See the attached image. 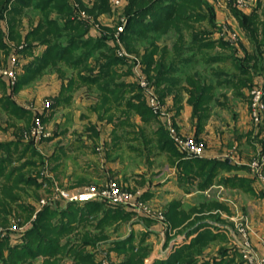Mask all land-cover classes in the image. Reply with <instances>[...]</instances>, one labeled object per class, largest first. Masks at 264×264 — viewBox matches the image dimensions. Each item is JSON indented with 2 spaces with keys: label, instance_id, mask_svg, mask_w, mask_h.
<instances>
[{
  "label": "rangeland",
  "instance_id": "1",
  "mask_svg": "<svg viewBox=\"0 0 264 264\" xmlns=\"http://www.w3.org/2000/svg\"><path fill=\"white\" fill-rule=\"evenodd\" d=\"M206 1L214 7V10H218L220 22L216 23V15L214 14V27H211V23L207 17L201 23H192L195 30L206 31L209 37H211L210 39L216 42H227L231 38L233 45L238 49L237 53L241 51L240 54H242L243 49L248 52L255 51L256 49L251 45L245 30L230 10L229 3L232 2L234 6L245 13H256L260 22L264 24V0ZM82 12L86 15L85 11H80V13ZM202 12L209 15L205 5ZM122 19H124L122 9H114L111 5L109 11L100 14L97 20H95L91 32L92 34H101V30H106L102 28H108L110 31H103L104 34L108 35V32L113 30L116 35L120 27L118 24H122ZM36 20L37 15L34 12H29L23 18V24L27 25ZM183 34H185L187 39L190 38L189 31L185 30ZM262 38V35L258 36V39ZM175 40V34L171 31L161 37L159 45H166L169 48V52L174 54L173 44ZM9 44L13 45L12 42ZM137 44H139L137 45V49L141 53L143 46H141L140 42ZM114 51L116 54H119L118 48ZM216 51L223 52L227 56L230 55V49L222 48L218 44L214 49L205 47L203 52L196 53V57L199 60L194 67L191 69L193 64L187 65V67L190 65L187 74L195 78L196 76L193 72L197 70L201 75L206 76L211 84H214L213 95L209 102L210 114L213 116V121L217 125L218 132L225 137L226 141L228 142L229 138H232L228 142L231 145H227L226 150L228 151L224 158L233 160L238 164H241V161L245 162L248 174L252 180H255L256 194L247 187V189H244L242 185L221 189L219 185L214 184L210 185L206 191L199 192L198 184L201 182L200 176H195L186 169H182L183 166H179L178 171L174 175L170 174L172 161L175 159L177 163L180 157L184 159L188 155L186 156L183 153L184 156L182 157L176 154V157L173 156L172 150H160L158 139L152 135V131L158 128L157 124L152 123L150 127L145 126L134 111L130 110L128 114L121 111L124 99L115 103H108L106 106L111 109L105 113L104 107H101L100 103L97 104V90L94 87L89 88L85 84H78L74 88L64 91L65 95L69 94L72 96L71 101H63L61 104L57 103V97H53L51 94H56L59 84H66L70 77L74 75V72L67 71L65 76L63 75L62 77L54 69L48 68L44 69L41 75L34 77L28 84L22 85L19 90L11 92V96L21 102L23 107L32 110V112H41L49 107L50 104H55L53 109L50 110L51 114L46 117L44 122H41L43 127L42 137L34 139L31 136L37 116L33 115L30 123L25 119H16L10 111L0 104V139H3V142H11L13 140L14 142H19L16 145L10 146L9 156L12 162L6 168L5 173L16 168L17 170H14L13 178H24L25 181L33 178L41 183L39 188L35 184H28L29 186L26 187L23 183H19V188L23 187L24 190H20L19 188L13 190L19 196V199L16 200V203L19 204H13L10 207V212L5 214L7 221L5 224H0V237L3 236L1 233L4 235L13 234V232L17 233L25 228L29 222L26 220L28 213H30V210H28L30 207L28 206L34 207L31 217L33 219L43 206H64L68 203L69 200L67 201L61 197V192L75 194L89 186L101 190L105 189L109 183H114L117 190L132 198L133 204H116L109 202V200L103 201L108 204L122 206L125 210L133 209L135 213L130 216V219L112 222L107 225L104 224L102 228H99L97 226L99 214H96V217L86 220L83 225L74 228L70 233L64 234L60 239L62 243L67 242L68 238L72 242H75V233L82 232L85 229L89 230L93 235V240L97 242L93 246H86L85 251L90 252L94 256L97 264H112L115 260L119 261L123 259L125 255L124 253L109 249V242L125 239L129 236L130 232H133L135 234L133 241L136 245L141 239L143 232V234H146L144 235L143 244L149 248L148 255L144 259V264H151L156 259L167 258L177 247L188 243L193 236H185L184 230L188 227L186 222L199 219L198 222L209 221L217 226H222L221 229L211 226V230L215 233L220 232V235L215 240L208 242V244H204L201 249L202 252L198 255L200 261L205 258L212 259L218 257L221 253L225 252L222 256L226 259H231L232 264H264V185L259 182L258 176L254 173L252 167L249 166L255 161L261 162L264 174V161H262L264 154L261 153L262 142L264 144V121L254 124L251 120L252 123L248 134L245 131H242L243 133H239V130L235 131L233 124L237 121V119L235 120V109H237L238 105L235 104L234 99H238L239 97H236L234 91L228 88L229 86L226 85V81L223 78L226 77L227 73L230 76L231 73L236 72L229 58L223 61L204 62L205 58L211 55L214 56ZM125 52L130 54V57L136 56L135 53L128 50H125ZM15 56L13 52L8 55L5 54V51L0 50V70L6 71L11 69L15 72V80H11L8 75L3 73H0V76H7L11 84L15 83L17 75L22 71L18 63L29 61L25 57H20V61H18ZM13 57L16 59L15 66L11 64ZM139 58L138 56L137 60L133 58L131 63L122 64L119 69V73L121 72L122 74L115 79V82L124 81L126 84L136 82L135 75L133 76L131 71L140 62ZM219 72L224 73L219 74ZM258 73L262 75H258ZM259 77H264V71L254 73L253 79L255 82L256 80L258 81ZM180 78L182 79L180 84H176L172 88H174V92L182 94L183 90L180 89L183 87L182 84L186 83L187 86L188 84L184 81L185 75L181 74ZM220 82L222 83L221 85ZM147 83L159 99L163 110L168 112L175 121V110L167 101L172 95L168 97L170 93L161 86L165 95L163 98H160L157 89L152 87L149 81ZM7 87L10 88L8 85ZM188 87L190 88V86ZM246 88L249 106L252 87ZM48 89L53 90L48 91V93L52 92L48 94L50 96H47L46 91ZM7 91L10 92V90ZM128 92L125 94L127 97L131 95ZM6 94V88L0 86V96ZM101 114H105V117L96 122L97 125L106 127V130L109 129L106 131L102 128L107 134L105 136L100 134L99 137V134L94 133L93 137L88 138L85 127L93 123V116ZM109 116L112 119H109ZM156 116L159 117L158 115ZM119 120H122V122L118 123ZM164 127L167 129L168 125L166 124ZM173 127L178 135L190 137L201 145L202 151L204 150L205 143L199 137L181 133L176 121L173 122ZM10 129L13 130L10 133L11 137L6 132ZM167 132L170 134L169 129ZM238 135L239 137L236 138ZM174 143L178 147L175 140ZM29 144L32 146L31 150ZM62 146L64 147V152L58 150ZM34 150L42 158L33 154ZM7 155L8 153L5 151L0 154L1 158H5ZM175 177L186 181V183L196 180H200V182L197 184L188 183L191 190L190 195L188 194L189 192H185V194L182 192L180 195L181 191L176 193L172 189L178 186ZM4 180L3 177H0V183ZM157 186L160 187V191L156 189ZM148 187L159 191L158 197H143L142 190ZM165 194L168 196V201L164 198ZM170 204H173L175 210L178 212L190 213L189 219L183 225L170 228L165 216V211L170 207ZM201 205H204L202 206L205 207L204 210L199 209ZM142 215L149 218L150 222H146ZM147 223L151 225L158 224L162 226V230L159 232L148 231L144 227L145 224L148 226ZM256 229H260L261 232H257ZM255 233L259 235L258 242L262 247L261 249L253 246L251 242L250 237ZM57 257L60 258L59 264H73L74 262L72 257L68 255L63 256L60 253ZM43 260L44 257L38 256L33 259L31 264H41ZM0 264L3 263L0 262ZM16 264L24 263L18 262Z\"/></svg>",
  "mask_w": 264,
  "mask_h": 264
},
{
  "label": "trees",
  "instance_id": "2",
  "mask_svg": "<svg viewBox=\"0 0 264 264\" xmlns=\"http://www.w3.org/2000/svg\"><path fill=\"white\" fill-rule=\"evenodd\" d=\"M75 1L77 6H73L70 0H0V50L8 55L13 52L18 61L20 57L32 56V60L18 63L22 71L17 75L15 83L11 84L7 76H0V86L6 88L8 92L0 97V104L17 119H25L30 123L34 115L44 122L55 104H50L41 112H32V110L19 106L11 98L12 91L15 92L22 85L28 84L34 77L41 75L44 69H54L62 77L67 71H71L74 75L67 81L65 91L78 84H85L89 88L94 87L98 92L97 104L100 103L101 107H104L105 113L111 109L106 106L108 103L124 99L121 111L126 114L130 110L134 111L145 126L150 127L152 123L158 125V128L152 131V135L158 139L160 150H172L173 156L177 157L176 154H179L183 157L184 154L175 146L173 138L167 132L168 127L167 129L164 127L166 126L165 121L157 117L148 105L146 94L138 82L131 84H126L124 81L115 82V79L122 74L119 73L122 64L131 63L133 58L137 60L139 56L140 70L152 87L157 89L160 98L164 97V90L170 92L172 87L180 84L181 74L185 75L184 81L190 88L187 86L183 89L188 94V102L192 105L193 116L197 117L199 125L209 109L214 84H211L208 78L197 70L193 72L197 78H192L187 73L190 65L193 64L191 66L193 68L199 60L196 53L203 52L205 47L214 49L218 44L222 48L230 49L228 56L214 54V56L205 58L204 61L209 63L216 60L223 61L227 58L232 61L236 73H231V77L227 73L223 78L227 86L241 89L254 87L257 83H261L264 89V77H259L256 82L253 79L255 72L264 71V24L260 22L256 13H245L232 2L229 3L230 10L245 30L251 45L257 50L248 52L243 49L240 54L241 51L237 53V47L230 42H216L210 39L206 31L195 30L192 23H201L207 17L211 27L215 26L214 7L206 0H127L122 8L125 19L124 28L117 36L113 30L108 32V35L104 34L103 31H110L108 28H102L106 30H101V34L91 32L98 16L110 10V0ZM204 5L209 15L202 12ZM80 11H85L87 17H83ZM29 12H34L37 20L25 25L23 18ZM120 25L121 23L118 24ZM185 30L190 32L189 39L183 34ZM171 31L176 37L173 44L174 54L169 52L166 45H159L161 37ZM259 35L263 38L258 39ZM10 42L13 45H10ZM139 42L143 46L141 53L137 49ZM40 47H43L41 54H36V50ZM117 48L133 52L136 56L121 57L114 51ZM188 64L190 65L187 67ZM131 73L134 76L133 70ZM258 75L262 74L258 73ZM127 92L131 93L128 97L125 96ZM104 117L105 114L99 115L100 119ZM109 117L112 119L111 116ZM121 122L122 120L118 121V123ZM17 143L19 142H14V140L0 141V154L3 151L8 153L5 158L0 156V177L5 179L0 183V224H5L7 221L5 214L10 212V207L13 204H19L16 203L19 196L13 192L15 188L16 190L19 188V183H23L26 187L29 186L28 184H35L38 188L41 184L33 178L26 181L24 178H13L16 168L5 173L6 168L12 162L9 156L10 146ZM262 145L261 153L264 154L263 142ZM32 153L42 158L35 150ZM227 160L223 162L203 156H188L184 159L180 157L177 164L193 175L204 178V183L199 185L201 189L212 183L217 174V168L226 164ZM175 161L174 159L172 162L175 163ZM228 181L231 184L242 185L246 179L239 178L240 183L232 182V179H227L226 182ZM19 189L24 190L23 187ZM202 206L204 205H201L199 209L204 210L205 207ZM28 207H30L28 208L30 213L26 220L29 222L25 228L20 232L0 237V262L3 264L18 262L31 264L38 256L44 257L41 264H59L60 258L57 255L60 253L63 256H71L73 264H97L94 256L85 251L86 246H93L97 242L93 240V235L89 230L85 229L75 233V242L68 238L67 242L62 243L61 237L83 225L86 220L96 217V214H99L97 226L102 228L104 224L127 221L135 213L132 208H130L132 210H125L122 206L108 204L103 200H92L83 203L68 202L64 206L46 205L36 213L35 218L31 219L34 207ZM165 216L170 228H174L183 225L189 219L190 213L178 212L175 206L170 204L165 211ZM144 219L150 222L149 218L144 217ZM195 220L187 221L188 227L184 230L187 236L194 235L192 239L177 247L167 258L156 259L151 264H232L231 259L222 256L225 252L212 259L205 258L201 261L198 259L204 244H208L220 235V232H213L211 226L221 228L209 221L203 223L198 222L199 219ZM144 235L146 234L142 232L141 239L136 245L133 241L135 238L133 232H130L125 239L109 242V249L125 255L123 259L115 260L112 264H144V259L149 252V248L143 244Z\"/></svg>",
  "mask_w": 264,
  "mask_h": 264
},
{
  "label": "crops",
  "instance_id": "3",
  "mask_svg": "<svg viewBox=\"0 0 264 264\" xmlns=\"http://www.w3.org/2000/svg\"><path fill=\"white\" fill-rule=\"evenodd\" d=\"M214 11H215V15H216L215 20H216V23L218 24L220 22V18H219L220 15H218V10H214ZM233 23H234V21H233ZM42 50H43V47H40V49L36 50V54H41ZM215 53H216L215 55L227 56V55H224L223 52L221 53L220 51L219 52L216 51ZM25 58H27V60H31V56L26 55ZM230 63L232 64V61ZM234 70H235V68H234ZM235 72H236V70H235ZM182 85H183V87L180 89L183 90V93L181 94L178 92H174V90H173L174 88H172L169 92L170 94L168 95V97L171 95L172 96H171V98H169L167 100L169 102V104L175 110L176 118H174V119L177 123V127L179 128V131L183 134L195 135V136L199 137L202 141H204L205 148L203 150V157H206L208 159L222 160L223 162L224 161L226 162V159L224 158L225 154L228 151V150H226L227 149L226 147H227V145L228 146L231 145V144H228V142L231 141L232 138H229L230 140H228V142H227L225 137L220 132H218L217 125L213 121V116H211V114H210V109L207 110L206 116L201 120L200 125L198 124L197 117L193 116L192 105L188 102V94L183 89V88L187 87V85H186V83H183ZM65 86H66V84L60 83L57 90H56V94H54V95L52 92L48 93V91H53L51 89H48L46 91L47 96H50L48 94L52 93L51 95L53 97L54 96L57 97V103H60V104L63 101H71L72 96L69 94H67V95L64 94ZM228 88H230L231 90L234 91V95L236 97H239L238 99H234L235 104L238 105L237 109H235V111H236L235 112V120L237 119V121L235 122V124H233L235 127V131L239 130V133H243L242 131H245V133L248 134L249 128L251 127L252 122H251V118L249 116L247 88L243 87L241 89H237L236 87H233V86H230ZM63 89H64V91H63ZM175 95H177V96H175ZM0 97H2V96H0ZM11 98L19 106H22L21 102L16 100L13 96H11ZM97 120H100L99 116L98 115L93 116V121H92L93 123L88 124L85 127L86 135L88 138L93 137L92 135H95L94 133L99 134V137H100V134H102V136H105L107 134L106 131L109 129L106 130V127H103V126L101 127V126L97 125V122H96ZM228 123H230V121H228ZM240 123H242V124L240 126H238ZM1 128H3V127H1ZM102 128L106 131H103ZM100 130H101V132H100ZM12 131L13 130H11V129L6 131L8 136L11 137L10 133ZM91 133H93V134H91ZM5 136H7V135H5ZM238 137H239V135L236 138H238ZM260 137H262V136H260ZM8 139H11V138H8ZM0 140L3 141V139H0ZM63 149H64V147L62 146L58 150H60L61 152H64ZM254 149H256V148H254ZM178 168H179V166L176 162L171 163V173L170 174L174 175L178 171ZM246 168L247 167L245 166V162L241 161V164H238V163L234 162L233 160H227L226 164L217 168V171H216L217 174L213 178V181L210 185H212V184L219 185V188H221V189H223V188L224 189L225 188L226 189L234 188L233 186H237L239 184H231L229 181L226 182L227 179H232V182L237 181L238 183H240V181H238L239 178H245L246 181H244L242 184L243 188L244 189L248 188L249 190H252L254 194H256L254 181L252 180V178L248 174V171ZM175 179L177 180L176 183L178 185V186L177 185L176 186L179 188L173 187L172 189L176 193H179V191H181L180 195L182 194V192H184L183 194H185V192L186 193L189 192L188 194L190 195L191 190L189 189V184H197L198 182H200V180H201V182L198 185H201L202 183H204L203 182L204 178H202V177L199 181H197V180L196 181H189L188 182L189 184L186 183V181H182V179H178L176 177H175ZM168 183H169V181H168ZM245 184H247V185L245 186ZM210 185H208L205 188H201V189L198 186V189H200L199 192L206 191ZM156 189H158L160 191L159 186H157ZM161 189H162V187H161ZM142 191H143V193H142L143 197H158V194H159V191L152 190V187L143 188ZM196 193H198V192H196ZM188 194H186V195H188ZM164 198L167 201L169 200L168 196H166V194L164 195ZM201 222L204 223L207 221H201ZM144 227L147 228L148 231H152V232H159L162 230V226H160L158 224H156V225L148 224V226L144 225ZM219 227L221 228L222 226L219 225ZM256 230H257V232H261L260 229H256ZM184 234H185V236H187L186 233H184ZM192 236H194V235H192ZM258 236L259 235H256V233H255V234H253V236L250 237V239H251L253 246L261 249L262 247L260 246V244L258 242V238H259Z\"/></svg>",
  "mask_w": 264,
  "mask_h": 264
},
{
  "label": "built area",
  "instance_id": "4",
  "mask_svg": "<svg viewBox=\"0 0 264 264\" xmlns=\"http://www.w3.org/2000/svg\"><path fill=\"white\" fill-rule=\"evenodd\" d=\"M71 4L73 6H77V3L75 0H70ZM127 0H111V5L114 9H122ZM82 16H86L84 12L81 13ZM124 19H122V24L117 30L116 36L123 31L124 28ZM233 45V40L230 38L228 40ZM119 56L121 57H128L129 55L125 52L124 49L119 50ZM15 57L12 58L11 64L12 66L16 65ZM0 73H3L5 75H8L11 80H15V72L10 70H0ZM133 73L135 75V78L140 85V87L144 90V93L146 94V100L148 102V105L151 107L153 112L160 117V119L164 120L165 123L168 125V129L170 131V136L175 140V142L178 145L179 150L184 153L186 156H193V157H202V149L201 145L199 143H196L194 140H192L190 137L186 136H180L176 133L175 128L173 127V118L168 113L165 112L162 108V106L159 103V99L154 94V92L151 90L152 88L149 87L146 78L144 74L140 70L139 63L136 65V67L133 69ZM250 117L254 124H259L263 121L264 118V89L261 83H257L252 87L251 90V98H250ZM40 117L37 116L34 122V126L32 128V135L34 139H37L39 137H42L43 134V127L41 124ZM262 161H264V157L262 158ZM262 163L259 161H255L249 166L252 167V170H254V173L259 178V182L264 185V174L262 172ZM61 197L65 200H69V202H87L91 200H109V202H113L116 204L121 203H131L132 198L129 197L127 194L117 190L116 185L114 183H109L105 189L99 190L96 187L89 186L84 188L83 190L72 194L67 192H61ZM1 235L4 236L3 233Z\"/></svg>",
  "mask_w": 264,
  "mask_h": 264
}]
</instances>
